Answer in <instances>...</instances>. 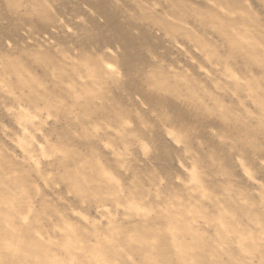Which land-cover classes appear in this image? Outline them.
<instances>
[{"label": "rangeland", "instance_id": "obj_1", "mask_svg": "<svg viewBox=\"0 0 264 264\" xmlns=\"http://www.w3.org/2000/svg\"><path fill=\"white\" fill-rule=\"evenodd\" d=\"M0 264H264V0H0Z\"/></svg>", "mask_w": 264, "mask_h": 264}]
</instances>
